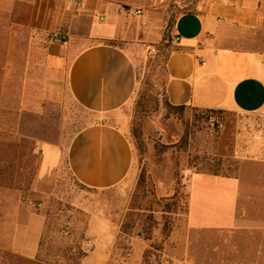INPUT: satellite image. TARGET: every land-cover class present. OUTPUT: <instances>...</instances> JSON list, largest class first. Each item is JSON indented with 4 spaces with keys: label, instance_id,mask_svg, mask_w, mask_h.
I'll return each mask as SVG.
<instances>
[{
    "label": "crops",
    "instance_id": "obj_1",
    "mask_svg": "<svg viewBox=\"0 0 264 264\" xmlns=\"http://www.w3.org/2000/svg\"><path fill=\"white\" fill-rule=\"evenodd\" d=\"M191 2L193 11L180 14L172 29L178 43L170 45L165 64L167 101L228 118L242 115L258 128L255 138L250 132L239 134L231 149L240 163L236 173L189 174L188 224L231 234V245H215V264H264V190L255 188L258 177L249 173L264 168V0ZM137 3L83 0L76 9L68 0H0L10 9H27L30 28L67 36L46 48V97L71 101L102 119L78 129L65 146L42 144L40 179L63 164L77 183L100 191L119 187L130 177L134 150L124 129L109 121L124 117L136 91L139 26L132 28L121 11ZM47 197L42 188L29 194L27 200L43 205L36 209L22 191L0 196V251L37 257L48 218ZM256 234L261 235L257 243ZM116 236L108 222L91 218L80 264H110Z\"/></svg>",
    "mask_w": 264,
    "mask_h": 264
},
{
    "label": "rangeland",
    "instance_id": "obj_2",
    "mask_svg": "<svg viewBox=\"0 0 264 264\" xmlns=\"http://www.w3.org/2000/svg\"><path fill=\"white\" fill-rule=\"evenodd\" d=\"M180 1L136 0L139 6L121 11L132 28L139 26L136 91L124 117L109 122L128 135L134 163L124 184L103 191L77 183L66 164L40 179L42 144L65 146L78 129L102 119L71 101L46 97L45 56L52 33L30 28L27 9L0 4V196L19 190L28 204L42 209L41 201L27 198L36 188L48 193L39 259L0 251V264H80L91 218L105 220L117 232L110 264H215V245H231L229 232L189 226L187 178L193 171L236 173L240 163L231 149L239 134L255 135L258 125L242 115L165 108L166 44L171 45L178 16L193 11L192 0ZM130 8L141 15L130 14ZM150 46L156 54H150ZM141 95L146 96L143 110L137 109ZM249 173L258 177L255 188L264 190V177L259 179L264 168ZM168 205L171 210L165 212ZM260 237L256 234L254 242ZM204 245L206 250L200 249ZM201 257L207 261L200 263Z\"/></svg>",
    "mask_w": 264,
    "mask_h": 264
},
{
    "label": "trees",
    "instance_id": "obj_3",
    "mask_svg": "<svg viewBox=\"0 0 264 264\" xmlns=\"http://www.w3.org/2000/svg\"><path fill=\"white\" fill-rule=\"evenodd\" d=\"M167 48H170V45H169V43L168 44H166V48H165V53H164V58H163V61H164V63L166 64V61H167V59H168V57H169V54H170V52H171V49H169V51H166L167 50ZM165 71H166V69H165ZM164 94H165V86H164ZM146 96L144 95H141L139 98H138V101H137V109H142L143 110V108H145L146 107ZM164 106H165V108L167 109V110H170V111H176V110H184L185 108H186V106H174V105H172V104H170L168 101H167V99H166V94H165V100H164ZM208 111H210V112H216V111H212V110H208ZM173 198H176V197H173ZM170 210H171V206L170 205H168L167 207H166V209L164 210L165 212H170ZM47 225H48V218H47V223H46V227H47ZM45 232H46V229H45V231H44V236H45ZM44 236H43V238H42V241H41V246H40V252L38 253V255H37V258L39 259V257H40V254H41V250H42V245H43V242H44ZM85 255V252L83 253V255H82V257Z\"/></svg>",
    "mask_w": 264,
    "mask_h": 264
},
{
    "label": "built area",
    "instance_id": "obj_4",
    "mask_svg": "<svg viewBox=\"0 0 264 264\" xmlns=\"http://www.w3.org/2000/svg\"><path fill=\"white\" fill-rule=\"evenodd\" d=\"M68 1H70L71 3H73V4L75 5L76 9H81L82 6H83V0H68ZM128 12H129L130 14H132V15H135V16H139V15H141V10H139V9L132 10V9L130 8V9H128ZM49 40H50V41H58V42H60V43H63V42H65V41L67 40V36L64 35V34H59V33H52V34L49 36ZM177 43H178V38H177V36H174V37L170 40V44H171L172 46H175ZM149 52H150L151 55L156 54V53H157V49H156V47H154V46H150V47H149ZM34 207H35L36 209H40V208H41V204H37V205L34 204Z\"/></svg>",
    "mask_w": 264,
    "mask_h": 264
}]
</instances>
